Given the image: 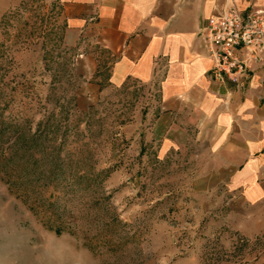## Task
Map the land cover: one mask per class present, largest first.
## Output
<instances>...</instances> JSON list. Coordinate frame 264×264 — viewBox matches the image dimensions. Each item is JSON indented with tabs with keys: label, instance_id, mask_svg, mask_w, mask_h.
<instances>
[{
	"label": "rangeland",
	"instance_id": "1",
	"mask_svg": "<svg viewBox=\"0 0 264 264\" xmlns=\"http://www.w3.org/2000/svg\"><path fill=\"white\" fill-rule=\"evenodd\" d=\"M1 1L0 264H264V227L162 155L153 88L78 99L59 3Z\"/></svg>",
	"mask_w": 264,
	"mask_h": 264
},
{
	"label": "crops",
	"instance_id": "2",
	"mask_svg": "<svg viewBox=\"0 0 264 264\" xmlns=\"http://www.w3.org/2000/svg\"><path fill=\"white\" fill-rule=\"evenodd\" d=\"M47 1L59 3L77 53L78 99L95 101L107 87L153 88L151 133L162 155L187 148L204 193L229 197L237 219L264 227V66L251 63L240 83L215 81L200 38L231 2L246 13L264 0Z\"/></svg>",
	"mask_w": 264,
	"mask_h": 264
},
{
	"label": "built area",
	"instance_id": "3",
	"mask_svg": "<svg viewBox=\"0 0 264 264\" xmlns=\"http://www.w3.org/2000/svg\"><path fill=\"white\" fill-rule=\"evenodd\" d=\"M200 38L215 61L210 77L240 83L251 63L264 66V8L251 7L244 13L231 2L208 20Z\"/></svg>",
	"mask_w": 264,
	"mask_h": 264
},
{
	"label": "trees",
	"instance_id": "4",
	"mask_svg": "<svg viewBox=\"0 0 264 264\" xmlns=\"http://www.w3.org/2000/svg\"><path fill=\"white\" fill-rule=\"evenodd\" d=\"M61 231V229H59V231L58 232H60Z\"/></svg>",
	"mask_w": 264,
	"mask_h": 264
}]
</instances>
